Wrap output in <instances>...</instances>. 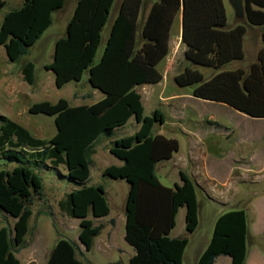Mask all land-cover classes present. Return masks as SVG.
Here are the masks:
<instances>
[{"label":"trees","instance_id":"obj_1","mask_svg":"<svg viewBox=\"0 0 264 264\" xmlns=\"http://www.w3.org/2000/svg\"><path fill=\"white\" fill-rule=\"evenodd\" d=\"M145 0H122L104 51L94 62L115 0H78L67 24L66 35L55 43L53 60L45 65L55 73L57 87L80 81L88 72L90 84L104 97L91 104L71 105L66 98L43 100L30 105V113L55 116L57 132L51 138L35 136L27 127L0 114V155L18 162L12 170H0V207L14 217L12 227L0 228V264H21L16 248L26 245L30 233L32 205L44 195L37 167L66 165L73 188L60 200L61 209L80 219L79 240L91 250L111 208L103 184H88L95 146L110 138L132 117L140 123L132 135L117 138L110 152L122 160L104 174L125 179L129 191L125 204V239L135 253L130 264H183L189 235L199 226L198 183L180 170L181 183L163 184L156 173L159 162L171 159L179 140L154 134L156 122L165 123L164 113L155 109L145 114L137 87L158 83L163 73L158 64L170 52L173 26L182 13V41L187 60L217 70L211 77L186 66L176 74L180 85L196 84L193 95L220 101L246 113L264 117V0H245L246 22L228 24L224 0H157L145 18L139 37V18ZM66 0H24L9 11L0 27V45L9 61L19 62L53 23V13ZM6 0H0V11ZM249 24L261 25L263 46L249 68H223L246 56L245 35ZM36 64L22 66L24 79L33 84ZM50 163V164H49ZM186 207L185 236H171L180 208ZM94 218H91V216ZM115 222V220H112ZM249 221L245 209L225 211L215 221L212 238L196 264H214L221 255L231 264H246ZM79 245L65 237L52 248L47 264H90L82 259Z\"/></svg>","mask_w":264,"mask_h":264},{"label":"rangeland","instance_id":"obj_2","mask_svg":"<svg viewBox=\"0 0 264 264\" xmlns=\"http://www.w3.org/2000/svg\"><path fill=\"white\" fill-rule=\"evenodd\" d=\"M22 1L6 0V5L0 11V27L5 15L20 7ZM119 1L121 0H116L109 21L102 31L103 39L94 62H98L102 56L111 19ZM224 2L230 26L239 22L247 23L246 17L239 18L236 15L230 0ZM72 6L71 0H67L63 9L54 13L53 23L32 46L28 55L19 62H0V91L4 87L5 79V75L1 73L2 69L11 67V74L7 79L19 86L20 119L40 138L48 139L54 136L57 131L55 116L30 113L31 104L43 100L55 103L60 98H66L71 105H75L79 101L74 93L85 94L83 103H89L94 99L88 96L94 90L88 81V72L84 73L80 81H71L60 88L56 86L54 72L50 73L44 68L52 59L56 40L66 33L67 21L73 13ZM255 33L256 31L251 29L248 35L246 48L250 58L254 55V49L251 43L249 44V39ZM0 47L4 49L3 46ZM176 47L171 58L174 68H178L179 72L187 64L200 70L205 78L214 74L212 67L185 59L181 48ZM249 57L245 56L244 62H249ZM28 60H33L36 64V81L31 85L29 94H25L21 87L28 85L22 73V66ZM239 61H234L233 66ZM160 68L164 69V66ZM49 74L52 75V80ZM41 79L44 83L43 88L40 86ZM163 85L165 87L162 90ZM195 86L196 84L180 85L172 73L166 74L161 83L149 86L152 91L151 98L147 96L144 100L146 115H152L155 109H160L165 116V123H155L153 133L162 130L164 135L175 137L180 143L178 151L172 158L164 160V167L158 165L156 169L161 182L174 187L175 183L181 182L180 170H183L199 185L197 194L200 203V223L196 231L189 235L190 241L185 250L183 264L196 263L197 256L212 238L216 219L231 209H245L247 212L250 237H248L249 260L246 264H264V118L247 115L220 101L195 97L193 95ZM4 109V97L0 95V114L6 115ZM1 124L0 121V128ZM139 127L140 123L132 117L124 126L117 128L112 137L100 138L95 146L97 153L92 156L94 162L89 183L104 185L111 212L102 219L95 218V222L102 223L103 228L95 238L91 250L82 252L84 247L79 240L80 219L68 215L60 207V200L73 188V183L66 177V165L54 167L49 163V167H37L35 171L43 179L44 195L36 198L32 205L33 215L29 223L30 233L26 245L15 249L21 264H47L52 248L62 237L79 245L81 249L79 256L87 263L129 264L130 255L135 253L134 247L125 240V204L129 183L125 179L105 175L103 169L105 165L116 163L118 160L109 150L114 141L134 134ZM17 165L18 162H9L0 155V170H12ZM185 213L186 207H183L179 223L171 236L188 235ZM15 220L0 207V228L2 226L13 228ZM112 220L116 222L114 230L112 224L115 222ZM229 258L228 255H222L215 264H230Z\"/></svg>","mask_w":264,"mask_h":264},{"label":"crops","instance_id":"obj_3","mask_svg":"<svg viewBox=\"0 0 264 264\" xmlns=\"http://www.w3.org/2000/svg\"><path fill=\"white\" fill-rule=\"evenodd\" d=\"M155 1H157V0H145L144 1V5H143V8H142V12H141V16H140V18H139V37H141V30H142V26H143V24H144V21H145V18L147 17V15H148V13H149V10H150V8H151V6H152V4L155 2ZM23 2H24V0L22 1V4H23ZM66 2H67V0H66ZM66 2H65V4H66ZM71 2H72V12L74 13V10H75V7H76V5H77V2H78V0H71ZM121 2H122V0L121 1H119V3H118V5H117V8L115 9V12H114V15H113V18L111 19V23H110V27H109V33H108V35H107V38H106V42H107V39H108V36H109V34H110V30H111V27H112V25H113V22H114V20H115V18L117 17V15H118V13H119V10H120V6H121ZM115 5H116V0H115V2H114V4H113V6H112V9H111V12L113 11V9H114V7H115ZM65 6V5H64ZM63 6V7H64ZM63 7L61 8V9H63ZM58 11V10H57ZM56 12V11H55ZM54 12V13H55ZM54 13H53V15H54ZM73 13H72V15H73ZM72 15H71V17H72ZM110 15H111V13H110ZM70 17V18H71ZM70 18L68 19V21L70 20ZM109 18H110V16H109ZM53 20H54V18H53ZM68 21H67V24H68ZM109 21V20H108ZM108 23V22H107ZM106 23V24H107ZM67 24H66V29H67ZM255 30L256 31V33L253 35V37L251 38V39H249V44L251 43V47H252V49H254V55L252 56V58H250L249 57V51H248V49L246 48V47H248L247 46V40H248V35H249V33H250V30ZM262 30H263V28H262V26L261 25H252V24H249V26H248V31H247V33H246V35H245V39H244V42H245V51H246V56L248 55V57H249V62H244V59L243 60H240L239 62H238V64L237 65H235V66H233V62L234 61H232V62H230V63H228L227 65H225L223 68H227V69H232V68H237V67H244V66H242L243 64H246V65H248L247 67H245V68H249V66L253 63V62H255L256 60H257V57H258V52H259V50L261 49V47L263 46V40H262ZM65 35H66V33H65ZM64 35V36H65ZM43 36V35H42ZM62 37V36H61ZM60 38V37H59ZM102 39H103V36H102ZM39 41V40H38ZM37 41V42H38ZM36 42V43H37ZM102 42V41H101ZM35 43V44H36ZM56 43V42H55ZM34 44V45H35ZM33 45V46H34ZM0 46H3V45H0ZM176 46H178L179 48H181V50H182V52H183V54H184V52H185V49H186V45H185V43H183V41H182V13H180L179 14V18L176 20V22H175V24H174V26H173V29H172V35H171V39H170V52H169V54L158 64V67H159V69L162 71V73H163V79L160 81V82H158V83H161L163 80H164V78H165V75L166 74H170V73H172V75L175 77L176 76V74L177 73H179V71H178V68H174V66H173V61H172V58H171V56H172V54L176 51V49H177V47ZM250 46V45H249ZM4 47V46H3ZM54 49H55V45H54ZM104 50V49H103ZM31 51V50H30ZM28 55V54H27ZM53 55H54V52L52 53V59L50 60V61H48L47 63H50L52 60H53ZM26 56V55H25ZM24 57V56H23ZM22 57V58H23ZM186 59V58H185ZM28 61H30V60H28ZM31 61H33V60H31ZM0 62H2V63H11V61H9V59H8V56H7V54H6V50H5V47H4V49L3 48H1L0 47ZM46 63V64H47ZM164 66V69H161L160 67L161 66ZM186 66H189V65H187V64H185V66L183 67V68H185ZM45 68V67H44ZM46 69V68H45ZM173 70V71H172ZM46 71H48V72H53L52 70H49V69H46ZM172 71V72H171ZM215 72H217V70H215L214 69V73ZM2 74H4L5 75V79H4V83H3V85H4V87H2V90L0 91V95L2 96V97H4V103H5V112H6V116H8V117H10L11 119H13V120H15V121H17V122H19V123H21L22 125H24L25 126V124H24V122L20 119V114H21V112L19 111V107H18V97H19V86L17 87V85H16V83H14V81H10V80H8L7 78H9L10 77V74H11V67L9 68V69H2V72H1ZM35 74H36V71H35ZM54 75H55V73H54ZM49 76V78L52 80V75L51 74H49L48 75ZM1 78V77H0ZM12 78H14V77H12ZM1 80V79H0ZM6 81V82H5ZM26 81V80H25ZM35 81H36V78H35ZM34 81V82H35ZM13 82V83H12ZM27 82V81H26ZM52 82V81H51ZM41 83L43 84H41L40 86L43 88L44 87V83H43V79H41ZM158 83H153V84H151V83H148V84H143V85H140V86H138L137 87V90L141 93V95H142V100H143V103H144V100H145V98L147 97V96H149V98H151V94H152V91L149 89V86H151V85H156V84H158ZM34 84V83H33ZM33 84H30V83H28L27 82V85H28V87H21V91L22 92H24L25 94H29V92L31 91V89H30V87H31V85H33ZM68 84V83H67ZM66 84V85H67ZM0 86H1V84H0ZM64 87V86H63ZM165 86L163 85V87H162V90H163V88H164ZM24 88H26V89H24ZM24 89V90H23ZM97 91H100V90H98V89H96V88H94V90L91 92V93H89L88 94V96H90V97H93L94 99L93 100H91L89 103H83L82 102V99L83 98H85V94H79V93H77V94H75L74 93V95H76V97H77V99H78V101L79 102H77V103H75V105L74 106H77V105H81V104H91V103H94V102H96V101H98V100H100V99H102L103 97H104V94L101 92L100 94H99V92H97ZM144 106H145V103H144ZM5 115V114H4ZM262 118H264V117H262ZM26 127V126H25ZM57 132V131H56ZM164 134L163 133V131L162 130H159L156 134ZM55 135V134H54ZM195 151V150H194ZM196 152V151H195ZM195 152H193L192 151V153L193 154H195ZM97 153V151H95L94 153H93V155H95ZM117 158V157H116ZM118 159V158H117ZM93 162H94V158H93ZM93 162H92V164H91V166H90V168H91V175H90V179H89V182H90V180H91V178H92V165H93ZM123 163V161L122 160H120V159H118L117 160V162L116 163H112V164H116V165H121ZM165 163V161H163V162H159L158 164H157V166H156V169H157V167H158V165H160V166H162V167H164V164ZM112 164H109V165H105L104 166V169L106 168V167H108V166H110V165H112ZM104 169H103V171H104ZM168 172V171H167ZM166 172V173H167ZM88 182V184H90ZM179 183H181V182H179ZM90 185H92V184H90ZM94 185H97V184H94ZM106 190V189H105ZM183 208V207H182ZM182 208H180V210H179V213H178V215H177V220H176V226L174 227V229L177 227V225H178V223H179V216H180V213H181V211H182ZM111 212V211H110ZM110 214V213H109ZM91 218H94V216L92 215V217ZM103 217H101V218H98V219H102ZM95 220V219H94ZM15 223V222H14ZM96 223V222H95ZM97 224V223H96ZM116 226V222H115V224L113 225L112 224V227H113V230H114V227ZM185 226H186V222H185ZM173 229V230H174ZM125 230H126V223H125ZM173 230H172V232H173ZM171 232V233H172ZM173 237H176V236H173ZM249 237H250V233H249ZM126 240V239H125ZM209 243V242H208ZM83 247H84V245H82ZM205 249V248H204ZM204 249H202V251L199 253V255L197 256V259H198V257L200 256V254L204 251ZM83 251H87L86 249H85V247H84V250H83V248H82V252ZM134 254V253H133ZM133 254H131L130 255V257L133 255ZM222 256V255H221ZM221 256H219L217 259H219ZM197 259H196V262H197ZM217 259H216V261H217ZM230 260H229V262H230V264H231V257L229 258ZM130 260V259H129ZM248 260H249V255H248V258H247V262H248ZM216 261H215V263H216ZM130 262V261H129ZM246 262V263H247ZM214 263V264H215ZM91 264V263H90ZM130 264V263H129ZM196 264V263H195Z\"/></svg>","mask_w":264,"mask_h":264},{"label":"water","instance_id":"obj_4","mask_svg":"<svg viewBox=\"0 0 264 264\" xmlns=\"http://www.w3.org/2000/svg\"><path fill=\"white\" fill-rule=\"evenodd\" d=\"M236 15L239 18H245V0H230Z\"/></svg>","mask_w":264,"mask_h":264}]
</instances>
